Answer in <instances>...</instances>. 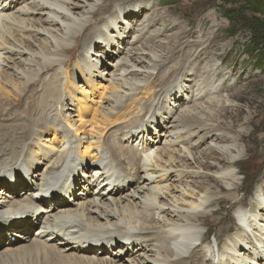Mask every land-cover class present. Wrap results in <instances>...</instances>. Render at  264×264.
I'll return each mask as SVG.
<instances>
[{
  "label": "bare ground",
  "instance_id": "6f19581e",
  "mask_svg": "<svg viewBox=\"0 0 264 264\" xmlns=\"http://www.w3.org/2000/svg\"><path fill=\"white\" fill-rule=\"evenodd\" d=\"M149 4L158 6L0 0V226L16 227L0 233V264H264V181L243 208L237 164L248 132H232L236 114L223 120L231 105L220 92L232 87L213 82L225 76L208 59L213 33H203L204 22L190 41L193 27L154 9L137 23L135 44L181 29L167 36L169 46L120 50ZM191 42L179 66L162 71ZM80 44L77 59L64 58ZM140 51L150 56L142 66L144 58L134 56ZM114 55L122 63L108 67ZM99 94L106 104L94 107ZM200 144L204 151L191 150ZM218 153L222 159L208 161ZM109 179L114 184L98 192ZM61 180L46 199L50 181ZM224 202L238 223L213 243L207 227L222 224L215 214Z\"/></svg>",
  "mask_w": 264,
  "mask_h": 264
},
{
  "label": "rangeland",
  "instance_id": "374dc122",
  "mask_svg": "<svg viewBox=\"0 0 264 264\" xmlns=\"http://www.w3.org/2000/svg\"><path fill=\"white\" fill-rule=\"evenodd\" d=\"M114 0V4H118L122 2V0L116 1ZM134 3L140 2H158V6L156 4H149L148 10L142 12L140 17H137L132 25L128 27L129 35L126 40L121 43L119 49L127 51L130 48L138 47L140 49H146V53L150 54L152 47L153 50H161L165 49V47L169 46L167 44V36L172 33H176L181 29L177 27L168 30L163 36L157 38L154 44L152 42H145L147 44H135L136 35H139L137 32L141 27L138 26L137 23L141 22L144 16L149 15L154 9L158 10V13L167 12L169 17L172 20H178L180 26L186 28V30L191 29L193 33H189L190 38L188 40L193 41L196 39L198 35L201 33L198 31V27H202V23L205 22L203 33L208 34L213 40L212 49L214 48V56L209 54V58H214V60L224 69V75L215 76L213 82L215 86L222 84V81H226L231 84L230 90L221 91L220 96L223 99L229 100V105L227 113L224 115V122L230 121L231 116L234 117L233 114L238 115L237 120L233 118L232 132H235L238 129H244L248 133L243 136L241 144L245 149V156L241 161L238 162V182L241 185V190L238 193L241 198H243L242 206L243 208H248L250 206V202L258 189L259 185L263 184L264 181V0H131ZM150 7H152L150 9ZM144 9V8H143ZM142 10V9H139ZM138 10V11H139ZM147 12V13H146ZM212 13V14H211ZM108 14L106 11L105 14ZM137 16L139 13H135ZM141 19V20H140ZM140 20V21H139ZM100 21H96L93 23V29L100 27ZM159 23V22H158ZM137 24V26H136ZM120 25H123L120 23ZM95 26V27H94ZM157 27L158 24L156 25ZM131 27V28H130ZM180 28V27H179ZM131 30V31H130ZM206 31V32H205ZM211 31V32H210ZM134 32V33H133ZM137 32V33H136ZM169 32V33H168ZM200 33V34H199ZM211 33V34H210ZM194 34V35H193ZM213 36V37H212ZM189 41V42H190ZM256 41L258 44H256ZM75 41L71 42V47L74 48ZM151 44V45H149ZM173 45V43H171ZM193 43L186 46L184 51L178 52L174 60L171 63L166 62L165 67L162 71L166 73L173 67H178L179 63L184 60L185 54L188 51V48ZM129 45V46H128ZM141 45V46H140ZM153 45V46H152ZM171 45V46H172ZM142 47V48H141ZM151 47V48H150ZM157 49H156V48ZM148 48V49H147ZM211 48V47H210ZM78 49H83L81 44L72 52H70L69 56L64 55L65 59H70L71 62L74 59H77ZM148 50V51H147ZM74 53V55H73ZM145 52L140 51L138 54H135V57L144 58V62L137 63L139 66L148 62L150 56L147 54H143ZM125 54V53H124ZM123 54V55H124ZM141 54V55H140ZM165 52H163V55ZM122 55V56H123ZM145 55V56H144ZM211 55V56H210ZM76 57V58H75ZM118 58L117 55H114L113 58L106 59V64L108 67H111L109 63L114 62V60ZM148 58V59H147ZM219 58V60L217 59ZM146 59V60H145ZM181 59V60H179ZM159 60V58H156ZM117 63V62H114ZM113 63V64H114ZM119 63V64H118ZM117 65H121L118 62ZM152 64V63H151ZM138 66V68H140ZM202 66V64H201ZM200 66V67H201ZM70 73L74 72L73 66L70 68H66ZM199 71V70H198ZM197 72V70H196ZM202 73H199L201 75ZM132 79L142 78L141 74H131L129 75ZM135 76V78H134ZM207 76L204 74L203 77ZM194 77L197 79L196 75ZM143 80V79H142ZM168 78H166L162 84L166 85ZM107 85L106 83H103ZM98 84H94V87L97 88ZM193 87L195 83H192ZM106 87V86H105ZM160 89L163 85L157 86ZM81 93V88L78 87ZM100 92H106L105 88H100ZM237 92V93H236ZM141 94V93H140ZM180 94V93H178ZM229 97V95H233ZM91 97L90 93L87 94ZM140 96V95H139ZM191 94L189 95V97ZM228 96V97H227ZM144 100L140 101V104H144L147 101V97L140 96ZM187 98V97H185ZM130 99V98H129ZM129 99L125 101V105L129 104ZM189 99V98H188ZM105 100V101H103ZM146 100V101H145ZM89 101L91 99L89 98ZM94 107L100 106L101 104H106V99H103L99 94L96 96V102H91ZM180 105V103L178 104ZM22 104L17 107V109H21ZM94 109H91L90 118L92 117ZM245 118H248L246 124H244ZM78 118L75 117V120ZM79 122V121H78ZM79 124V123H78ZM244 124V126H243ZM87 130H91V125L88 122ZM84 130V129H83ZM160 133L163 132L161 128L158 130ZM193 143L197 140L196 136H192L189 138ZM137 140V139H136ZM200 143V142H199ZM198 145V144H197ZM207 144H200L196 148H192L193 152L204 151ZM202 156V154L200 153ZM89 160L93 159L90 156V152H88ZM87 156V157H88ZM222 154H211L208 158V161L217 163ZM224 157L228 159V154H224ZM216 158V159H215ZM220 158V159H219ZM146 159V158H145ZM188 163H192L191 160H187ZM193 166V165H192ZM192 171V170H191ZM89 172V171H88ZM213 174V173H211ZM216 216L223 215L222 224H211L207 227V236L210 241L214 243V236L218 235L220 239L224 238L229 232H235V229L228 228L225 230V226L231 225L234 226L238 223L237 217L233 215L232 210L229 208V204L227 202L222 203L221 210L215 214ZM224 227L223 230L220 231V234H217L219 228ZM205 237V238H206ZM119 246H115L112 251H115Z\"/></svg>",
  "mask_w": 264,
  "mask_h": 264
},
{
  "label": "trees",
  "instance_id": "16d2710c",
  "mask_svg": "<svg viewBox=\"0 0 264 264\" xmlns=\"http://www.w3.org/2000/svg\"><path fill=\"white\" fill-rule=\"evenodd\" d=\"M258 1H260V0H258ZM260 2H261V1H260ZM256 44H258L257 41H256Z\"/></svg>",
  "mask_w": 264,
  "mask_h": 264
}]
</instances>
